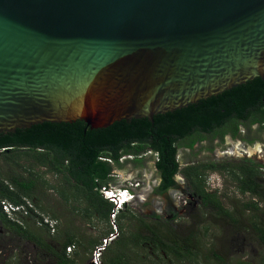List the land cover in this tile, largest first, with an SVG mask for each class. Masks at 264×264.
Segmentation results:
<instances>
[{
  "label": "water",
  "instance_id": "obj_1",
  "mask_svg": "<svg viewBox=\"0 0 264 264\" xmlns=\"http://www.w3.org/2000/svg\"><path fill=\"white\" fill-rule=\"evenodd\" d=\"M264 80V0H0V135L173 113Z\"/></svg>",
  "mask_w": 264,
  "mask_h": 264
},
{
  "label": "trees",
  "instance_id": "obj_2",
  "mask_svg": "<svg viewBox=\"0 0 264 264\" xmlns=\"http://www.w3.org/2000/svg\"><path fill=\"white\" fill-rule=\"evenodd\" d=\"M247 124L259 125L264 130V80L260 78L188 108L158 115L154 117L153 123L146 119L121 121L106 129H91L82 121L72 124L44 123L31 129L1 134L0 150L11 149L10 152L2 154L3 159L11 166L17 164L22 168L19 159L24 155L26 159L31 158L37 164L50 167V171L54 173L63 174L65 186L73 188L86 202L85 216L91 218L96 215L110 223L114 205L105 199L101 190L103 187L107 189L110 187L114 166H121L120 161L124 157H133L134 163L141 164L144 157L139 158L140 156L147 153H151L152 157L154 155L157 160L156 169L162 180L159 191L164 193L176 183L175 175L180 169L178 164L180 148L194 150L208 136L220 139L222 144L228 135L235 140L239 136V127ZM42 149L45 153L38 152ZM210 150L213 151V148ZM260 169L261 166L255 164L252 159H241L238 162L201 161L186 167L183 173L191 194L201 199L200 203L204 206H200L202 210L207 214L215 212L219 216L215 217L219 218L218 221L221 218L238 231L252 230L264 246V207H259L264 203V184L260 180ZM25 170L30 173L29 169ZM208 171L226 175V178L231 176L241 194H248L259 200L231 201L232 210L226 209L221 197L227 196L223 193L220 196L218 192L210 191L205 185L204 177H207ZM30 175L29 178L9 175L8 178L15 190L6 187L1 198L14 205H20L25 204L24 198L35 197L39 183L44 185L46 181H42L39 174ZM63 192L64 189L60 194L68 203L70 196ZM129 208L126 205L118 213L117 225L122 227L123 220L132 223L136 221V225L133 223L128 226L134 230L122 233L114 241L113 247H111L113 243L107 247L103 254V264H131L126 252L130 247H139L143 243L154 244V247L168 254L173 251L175 254H180L181 251L186 255L193 253L192 249L196 246L189 239L180 238L179 234L168 226L148 224L143 216L132 215L131 210L128 212ZM23 212L28 216L35 214L32 209L27 210V207ZM250 212L252 215L248 216L247 213ZM19 217L13 222L0 211L3 226L13 235L34 244L39 254L46 255L53 264H83V259H80L78 253L86 254L97 245L96 239L66 234V238L58 242L59 247L54 248L41 234L26 228L21 222V216ZM111 233L109 231L105 236ZM70 246L75 247L72 254L67 252ZM115 247L120 251L112 256L110 254ZM77 249L82 251L79 252ZM214 258L222 264H229L217 254ZM158 261L160 264H167L161 258Z\"/></svg>",
  "mask_w": 264,
  "mask_h": 264
},
{
  "label": "rangeland",
  "instance_id": "obj_3",
  "mask_svg": "<svg viewBox=\"0 0 264 264\" xmlns=\"http://www.w3.org/2000/svg\"><path fill=\"white\" fill-rule=\"evenodd\" d=\"M239 129V136L235 140H232V137L228 135L223 144L220 139L208 136L194 150L185 147L180 148L178 159L181 167L183 168L188 164L200 161L203 163L210 161L221 162L220 160L224 159L223 161L238 162L241 159H252L255 164L261 166L260 180L264 184V130L256 124L241 125ZM211 148H213V152L210 150ZM262 151L263 154H258ZM26 158L24 155L20 157L19 162L22 168L19 169V172H26L25 169H29L30 173L39 174L41 180L46 181V184L43 185L41 183L39 191L35 195L36 199L30 201L32 207L36 210L34 211L35 214L31 216L23 215L21 222L26 228L41 234L44 240L54 248L59 247L58 242L65 239L66 234H77L80 237L96 239L98 240V245L100 241L109 237V235L105 236L107 232H115L114 234H116V228L119 236L122 233H129L134 230L133 228H128V226L133 223L136 225V221L132 223L123 220L121 223L123 228L119 224L118 226L117 213L115 217H111L110 223L96 215L91 218L86 217L84 214L87 208L86 202L81 199L82 195H77L73 188L65 186L63 174L57 175L49 170L47 171L34 162L33 159ZM143 159V163L136 164L133 162V157L123 158L120 161L121 166H114L113 178H111L112 181L110 182L112 186L110 187L114 191H118L120 187H131L132 184L143 182L142 187H145V193L137 194L135 197L130 196L128 212L131 210L130 213H133L132 215L143 216L148 224L160 225L161 227L168 226L170 229H174L180 238L189 239L196 248L192 249L193 253L190 255L184 254L181 250L180 254L172 252L168 254L154 247V244L143 243L139 247H130L129 251L126 252L131 264H160V261H158L160 258L167 264H222V262L214 258L215 254L229 264H239L241 262L264 264V246L252 230L244 229L238 231L221 218L218 221L219 218L215 217L219 216L215 212L207 214L200 206H192L187 209L180 208L178 213L172 207L167 195L159 197L154 195L151 186L156 179V169L154 168L153 160L149 157V153ZM1 163L0 166H2ZM8 174L2 170V179ZM209 175L211 177L208 179L210 189H217L220 193L227 196L221 197L226 209L232 210L231 201L256 202L259 200L257 197L252 198L248 194H241L231 176L226 178V175L223 176L218 172L208 171L206 176L208 177ZM207 177H204L205 183ZM63 189V193L70 196L68 203L65 202L60 194ZM80 193L82 194L81 191ZM188 193L191 194L189 189H187L186 195H182L180 191L176 193L175 203L178 207L181 204L184 205V202L181 201L182 198L184 199L183 196H185V199L190 198V194L187 195ZM25 200L23 199L24 203L26 202ZM191 200L193 205L200 204V200L196 196H193ZM156 203H160V206L154 207ZM259 207H264V203H261ZM247 215L251 216L252 213H247ZM19 218L18 216L17 219ZM215 222L218 223L215 224ZM162 229L165 231L164 228ZM164 233L166 234V232ZM13 239V234L7 228H1L0 225V247H3V249H0L3 250L0 256V264H53L46 255L39 254L32 244L13 241ZM113 246L114 242L111 247ZM94 248L95 246L86 254L78 253L80 259H83V264H90ZM74 251L68 254H72ZM78 251L81 252L82 250ZM119 251L120 249L115 247L110 255L113 256ZM80 259L78 263H80Z\"/></svg>",
  "mask_w": 264,
  "mask_h": 264
},
{
  "label": "flooded vegetation",
  "instance_id": "obj_4",
  "mask_svg": "<svg viewBox=\"0 0 264 264\" xmlns=\"http://www.w3.org/2000/svg\"><path fill=\"white\" fill-rule=\"evenodd\" d=\"M227 137V136H226ZM225 140H226V138H225ZM233 140V139H232ZM19 150H21V149H19ZM11 151V149H7V150H0V162H2L1 164H2V166H0V211H2V202H5V201H7V202H9V203H11V204H13L12 202H10V201H8V200H6V199H2L1 198V194L3 193V192H5V190H6V187H10L11 188V190H15V187L11 184V181H10V179L8 178L9 177V175H14V176H23L24 178H29V177H31V175L29 174V172H22V173H20L19 172V169H21V168H19L18 167V165L17 164H15V166H11L10 165V163H8L7 161H5L4 159H3V157H2V154L3 153H5V152H10ZM38 152H41V153H45V151L42 149V150H38ZM213 152V151H212ZM259 154H263V151L260 153L259 152ZM144 156H146V154H144V155H142V156H140L139 158H143ZM127 157V156H126ZM126 157H124V158H126ZM149 157L153 160L152 162L154 163V168L156 169V162H157V160L155 159V156L153 155V157H152V154L151 153H149ZM154 158V159H153ZM224 160V159H223ZM223 160H220V161H223ZM201 162V161H200ZM200 162H194V163H192V164H188V165H186L185 167H181V163H180V161H179V159H178V164H179V166H180V169H179V173L178 174H176L175 175V185L173 186V187H171V188H169V189H167L164 193L163 192H161V191H159L160 190V186H161V184H162V180H161V177H160V174L158 173V171H157V169H156V179L153 181V185L151 186V190H152V192L154 193V195H157L158 197L159 196H163V195H167L168 197H169V199H170V201H171V205H172V207L176 210V212H178L179 210H180V208H182V209H187V208H189V207H192V206H202V207H204L203 205H201V203L200 204H195V205H193L192 204V200H191V198H193V196H192V194H190V193H188L187 195H189L190 196V198H187V199H185V196H183L184 197V199L182 198L181 199V201H183L184 203V205H182L181 204V206L180 207H178V205L175 203V195H176V193L178 192V191H180L181 193H182V195L184 194V195H186V193H187V189H189V186H187V178L185 177V175H184V173H183V170L186 168V167H189V166H191V165H193V164H198V163H200ZM189 163V162H188ZM40 166H42L43 168H45L47 171L49 170L50 171V167H48V166H43V165H41V164H39ZM2 170L3 171H5L6 173H9L8 175H6V176H4L3 177V179H2ZM15 171V172H14ZM50 172H52V173H54L53 171H50ZM57 174V173H56ZM25 175H27V176H25ZM58 175V174H57ZM183 178V179H182ZM181 182H184V183H181ZM137 183H139V182H137ZM142 184H143V182L142 183H139V186H137L136 188H133V190H135L133 193L135 194V195H140V194H144L145 193V190H144V186L142 187ZM41 186V184L39 183V185H38V187H37V191L36 192H38L39 190V187ZM186 186V187H185ZM197 199H199V200H201L199 197H196ZM24 199H26L25 201L27 202H25V205H27V208H30L29 206H32V205H29V203H30V201L31 200H35L36 199V197H32V199L31 198H24ZM182 203V202H181ZM14 205V204H13ZM23 204H20L19 206H22ZM160 206V203L158 204V203H156V204H154V207H159ZM155 213V212H154ZM179 213V212H178ZM175 216H177L176 214H175ZM172 217H174V216H172ZM178 217V216H177ZM0 225H1V228H5V226H3V223L0 221ZM13 237H14V239H13V241H21V242H24V243H26V244H32L31 242H28V241H25V240H23V239H21L20 237H17V236H15V235H13ZM32 246H34L35 247V249H36V246L34 245V244H32ZM0 249H3V247H0ZM2 253H3V250H0V256L2 255ZM172 253H175V251H173Z\"/></svg>",
  "mask_w": 264,
  "mask_h": 264
},
{
  "label": "clouds",
  "instance_id": "obj_5",
  "mask_svg": "<svg viewBox=\"0 0 264 264\" xmlns=\"http://www.w3.org/2000/svg\"><path fill=\"white\" fill-rule=\"evenodd\" d=\"M245 154H246V152H245ZM259 154V153H258ZM128 157V156H127ZM209 178H211L210 177V175L207 177V182H206V187H207V189H210L211 187H209V184H208V179ZM110 186H112V185H110ZM137 186H139V184H132L131 185V187H120V188H118L119 190L118 191H114L111 187H109L108 189L110 190V192H109V194H106V193H104L102 190V193L104 194V197H105V199H107V200H109L113 205H114V208H113V210H115L116 209V206L118 205V204H121V207H117V209L119 210L118 211V213L120 212V211H122L123 209H124V207L126 206V205H128L129 206V203H130V201H129V198H130V196L131 197H135V196H137V195H135L133 192L135 191V190H133V188H136ZM210 191H212V192H218V194H220V196H222V193H220L217 189H215V190H211L210 189ZM111 194V195H110ZM111 198H114V199H111ZM5 202H7V201H5ZM5 202H2V205H3V203H5ZM9 203V202H8ZM13 205V204H12ZM29 205H31L30 203H29ZM14 206H18V209H16V210H11L10 211V213L9 212H6L4 209H3V206H2V212L7 216V218L9 219V220H11V221H13V222H16V220H17V217H18V215L19 216H21V217H23V215H27L25 212H23L24 211V209H25V207H27V205H25V204H23L22 206H19V205H14ZM30 208H27V210L28 209H32L33 211H36L35 210V208H33L32 206H29ZM112 214V213H111ZM28 216V215H27ZM119 236V235H118ZM117 236V237H118ZM117 237H116V239H117ZM115 239V240H116ZM115 240H113L111 243H113ZM110 243V244H111Z\"/></svg>",
  "mask_w": 264,
  "mask_h": 264
},
{
  "label": "built area",
  "instance_id": "obj_6",
  "mask_svg": "<svg viewBox=\"0 0 264 264\" xmlns=\"http://www.w3.org/2000/svg\"><path fill=\"white\" fill-rule=\"evenodd\" d=\"M102 191L104 192V193H106V194H109V192H110V190L109 189H107L106 187H103L102 188ZM111 195V194H110ZM111 199H114V198H111ZM3 209L6 211V212H9L10 213V211L11 210H16V209H18V206H14V205H12L11 203H8V202H5V203H3ZM117 207H121V204H118L117 206H116V209L112 212V214H111V217H115L117 214H118V209H117ZM117 213V214H116ZM115 232H113V233H111L110 235H109V237H107V238H105V239H103L102 241H101V243L98 245V246H96L95 248H94V250H93V253H92V257H91V260H90V264H103V261H102V259H103V254H104V252L106 251V249H107V247L110 245V243L113 241V240H115L116 239V237L118 236V230H117V228H116V234H114ZM73 250H75V247L74 246H70V247H68L67 248V252L69 253H71V252H73Z\"/></svg>",
  "mask_w": 264,
  "mask_h": 264
}]
</instances>
